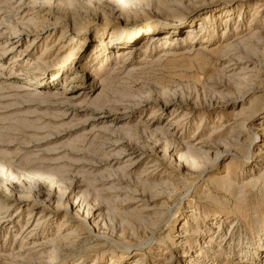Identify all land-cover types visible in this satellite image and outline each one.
<instances>
[{
  "label": "rangeland",
  "instance_id": "374dc122",
  "mask_svg": "<svg viewBox=\"0 0 264 264\" xmlns=\"http://www.w3.org/2000/svg\"><path fill=\"white\" fill-rule=\"evenodd\" d=\"M0 264H264V0H0Z\"/></svg>",
  "mask_w": 264,
  "mask_h": 264
},
{
  "label": "bare ground",
  "instance_id": "6f19581e",
  "mask_svg": "<svg viewBox=\"0 0 264 264\" xmlns=\"http://www.w3.org/2000/svg\"><path fill=\"white\" fill-rule=\"evenodd\" d=\"M258 153H261V152H258Z\"/></svg>",
  "mask_w": 264,
  "mask_h": 264
}]
</instances>
